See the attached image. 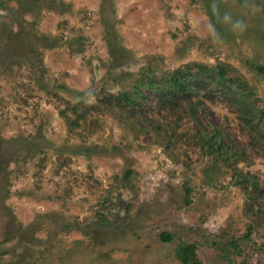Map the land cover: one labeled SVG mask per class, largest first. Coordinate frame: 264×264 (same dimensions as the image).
Instances as JSON below:
<instances>
[{
  "label": "rangeland",
  "instance_id": "374dc122",
  "mask_svg": "<svg viewBox=\"0 0 264 264\" xmlns=\"http://www.w3.org/2000/svg\"><path fill=\"white\" fill-rule=\"evenodd\" d=\"M211 3L0 0V264H181L188 244L201 264H264V0H216L241 36ZM188 63L206 66L193 115L137 85ZM122 89L149 129L128 127ZM212 127L235 168L201 154Z\"/></svg>",
  "mask_w": 264,
  "mask_h": 264
},
{
  "label": "trees",
  "instance_id": "16d2710c",
  "mask_svg": "<svg viewBox=\"0 0 264 264\" xmlns=\"http://www.w3.org/2000/svg\"><path fill=\"white\" fill-rule=\"evenodd\" d=\"M238 1L240 3L242 2V0ZM147 67L149 68V71L152 70L149 66ZM205 67L206 66L202 63H188L172 70L162 72L160 75V85H157V81H154L152 78L147 82L141 78L139 79L140 82L138 81L137 85L148 88L151 87L157 91V101L163 106L170 105V103L178 101L189 103L187 110L191 115H193L197 112L196 104L205 103L198 86L201 69ZM152 74L155 75L156 73L153 71ZM212 74L218 79L221 86L229 85L227 79L228 74L223 64L216 65ZM63 88L66 87L63 86ZM134 91H136V89H132V91L122 89L112 96L117 99L121 107H125L124 112L130 122L128 127L131 129H149V125H146L147 123L143 125L144 123L141 118L144 116H147L146 118H148L150 115L147 110H145L143 102H138L136 100L137 98H135L137 96L139 97L138 90L136 95L134 94ZM194 97L196 99H193ZM122 104H124V106ZM63 116L68 119L66 113H64ZM194 124L196 129H206L198 119L194 120ZM164 129H167V127ZM211 129H214L212 133L207 131L199 132L197 145L201 154L204 157H209L211 159L213 164L212 169H217L220 164H223V166L226 167L235 168L232 164L236 161V156L232 153L231 148L223 140H221L219 132L215 130L219 128L212 127ZM239 174V171H235L233 174L235 178L234 184L236 186L241 185L246 179L245 176ZM187 204H189V201H187ZM161 236L163 241H168L170 239L168 233H161ZM179 254L182 261L181 264H201L195 253V249L191 244L182 247Z\"/></svg>",
  "mask_w": 264,
  "mask_h": 264
},
{
  "label": "clouds",
  "instance_id": "9594fccd",
  "mask_svg": "<svg viewBox=\"0 0 264 264\" xmlns=\"http://www.w3.org/2000/svg\"><path fill=\"white\" fill-rule=\"evenodd\" d=\"M209 8L213 15L216 17V22L225 25L232 33L237 36L243 35L248 28L246 21L243 18L234 17L231 12L225 10L221 12L220 5L216 0H212ZM208 35L217 43H223L224 39L220 31L217 29L216 24L211 21L207 25Z\"/></svg>",
  "mask_w": 264,
  "mask_h": 264
}]
</instances>
